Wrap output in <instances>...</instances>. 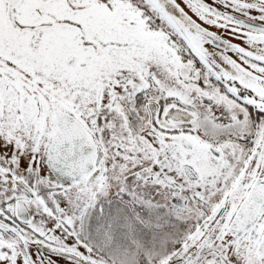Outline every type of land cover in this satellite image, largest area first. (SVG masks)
<instances>
[{
	"label": "snow or ice",
	"instance_id": "obj_1",
	"mask_svg": "<svg viewBox=\"0 0 264 264\" xmlns=\"http://www.w3.org/2000/svg\"><path fill=\"white\" fill-rule=\"evenodd\" d=\"M0 264H264V0H0Z\"/></svg>",
	"mask_w": 264,
	"mask_h": 264
}]
</instances>
